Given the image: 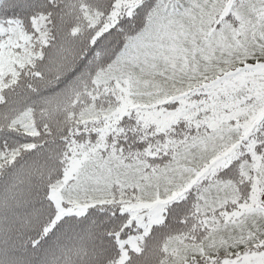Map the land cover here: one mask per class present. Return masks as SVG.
<instances>
[{"label": "snow or ice", "instance_id": "1", "mask_svg": "<svg viewBox=\"0 0 264 264\" xmlns=\"http://www.w3.org/2000/svg\"><path fill=\"white\" fill-rule=\"evenodd\" d=\"M0 264H264V0H0Z\"/></svg>", "mask_w": 264, "mask_h": 264}]
</instances>
